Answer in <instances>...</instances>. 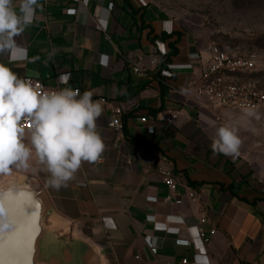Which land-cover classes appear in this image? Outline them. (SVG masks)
<instances>
[{"label": "crops", "instance_id": "obj_1", "mask_svg": "<svg viewBox=\"0 0 264 264\" xmlns=\"http://www.w3.org/2000/svg\"><path fill=\"white\" fill-rule=\"evenodd\" d=\"M39 3L42 10L15 37L16 47L0 53V64L49 88L71 86L91 91L93 100L114 102L123 110L125 130L117 141L109 129L112 113L102 104L96 130L104 152L95 163L83 162L59 189L48 184L50 174L34 149L29 168H19L43 185L52 206L46 252L73 253L77 264L84 245L101 264H264V113L217 109L187 93L209 65L206 38L134 0ZM173 32L182 35L179 42L177 36L158 41ZM170 44L177 55L161 71ZM135 67L147 73L137 75ZM180 110L174 124L164 121ZM240 116L238 153L214 154L217 128ZM152 149L169 159L177 182L171 201L157 161L138 159ZM212 230L216 235L203 247L198 232Z\"/></svg>", "mask_w": 264, "mask_h": 264}, {"label": "clouds", "instance_id": "obj_2", "mask_svg": "<svg viewBox=\"0 0 264 264\" xmlns=\"http://www.w3.org/2000/svg\"><path fill=\"white\" fill-rule=\"evenodd\" d=\"M39 0H0V53L16 47L15 37L31 25ZM60 82L67 84V77ZM247 116L252 108H244ZM102 103L93 100V93L82 94L71 86L41 92L0 64V171L11 166L29 168L33 155L50 174L48 184L59 189L66 186L83 162H97L105 150L97 132V119ZM31 121L30 141L25 143L22 122ZM242 141L238 125L228 123L216 130L212 141L214 154L230 156L238 153Z\"/></svg>", "mask_w": 264, "mask_h": 264}, {"label": "built area", "instance_id": "obj_3", "mask_svg": "<svg viewBox=\"0 0 264 264\" xmlns=\"http://www.w3.org/2000/svg\"><path fill=\"white\" fill-rule=\"evenodd\" d=\"M79 2V0H73ZM211 57L209 65L201 73L198 84L187 91L191 92L198 98L206 99L214 108L227 109L231 111H237L244 113V108H252L253 115L251 117H257L264 111V91L261 90L254 82L248 81L249 77L257 70V59L254 55L247 57L230 56L224 51L219 50L216 46L211 45L209 48ZM152 66H155V62H151ZM137 75H145L147 70L141 67H135L133 69ZM26 81L32 84L37 90L41 92L54 91L58 89L49 88L43 81L24 78ZM100 102L108 107L112 113V117L109 123V129L114 134L117 141L125 139L124 123H123V110L116 106L114 102L105 98H101ZM245 114V113H244ZM183 111L169 112L164 121L170 125L174 124L181 116ZM146 123V119L141 120ZM22 126L25 128V140L30 135L31 121L25 120L22 122ZM149 157L158 163L156 169L157 175L161 178L163 184L167 187L170 195L167 197V201L173 199V192L176 189L177 182L173 176V173L168 168L169 159L161 151L152 149L150 151H140L138 153V159ZM15 166H11L7 171H0V180L6 178V175L11 173V169ZM181 201H177V204H181ZM205 224L206 220H202ZM216 235V230L210 231L208 234L199 231L198 239L202 246L208 245L212 238ZM204 251L203 249H201ZM201 250H199L201 252ZM183 264H206L198 260L188 262L183 261Z\"/></svg>", "mask_w": 264, "mask_h": 264}, {"label": "rangeland", "instance_id": "obj_4", "mask_svg": "<svg viewBox=\"0 0 264 264\" xmlns=\"http://www.w3.org/2000/svg\"><path fill=\"white\" fill-rule=\"evenodd\" d=\"M134 1L159 10L170 25H177L192 35L206 38L211 45L230 56L254 55L257 70L248 81L254 82L264 91V0ZM241 120V116L229 119L238 126ZM260 120L264 121V116ZM15 173L19 175L13 177ZM24 176L31 175L13 167L11 173L0 180V189L7 188Z\"/></svg>", "mask_w": 264, "mask_h": 264}, {"label": "water", "instance_id": "obj_5", "mask_svg": "<svg viewBox=\"0 0 264 264\" xmlns=\"http://www.w3.org/2000/svg\"><path fill=\"white\" fill-rule=\"evenodd\" d=\"M52 206L43 185L33 176L0 189V264H77L74 254L44 248ZM79 264H101L84 245Z\"/></svg>", "mask_w": 264, "mask_h": 264}, {"label": "trees", "instance_id": "obj_6", "mask_svg": "<svg viewBox=\"0 0 264 264\" xmlns=\"http://www.w3.org/2000/svg\"><path fill=\"white\" fill-rule=\"evenodd\" d=\"M173 36H177V41L176 42H179L182 35L181 34H177V33H170L169 35H165L161 38H159L158 41H161V42H165L167 41L169 38H172ZM177 55V51L175 49V44H170V51L165 54V55H161L160 57V61H161V71H164L168 68L169 65L172 64V59Z\"/></svg>", "mask_w": 264, "mask_h": 264}]
</instances>
